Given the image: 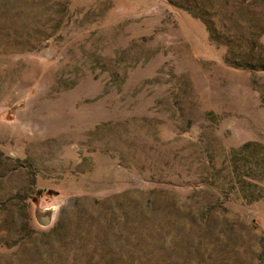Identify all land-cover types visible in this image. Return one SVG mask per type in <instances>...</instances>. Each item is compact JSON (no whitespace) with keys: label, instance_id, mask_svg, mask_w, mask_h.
Listing matches in <instances>:
<instances>
[{"label":"rangeland","instance_id":"obj_1","mask_svg":"<svg viewBox=\"0 0 264 264\" xmlns=\"http://www.w3.org/2000/svg\"><path fill=\"white\" fill-rule=\"evenodd\" d=\"M0 264H264V0H0Z\"/></svg>","mask_w":264,"mask_h":264},{"label":"trees","instance_id":"obj_2","mask_svg":"<svg viewBox=\"0 0 264 264\" xmlns=\"http://www.w3.org/2000/svg\"><path fill=\"white\" fill-rule=\"evenodd\" d=\"M43 194H44V191L42 192V191H40V190H37V191L35 192L34 197H32V198L30 199V200H31V203H33L34 205H36V204H37L36 197L41 198V197H43Z\"/></svg>","mask_w":264,"mask_h":264}]
</instances>
